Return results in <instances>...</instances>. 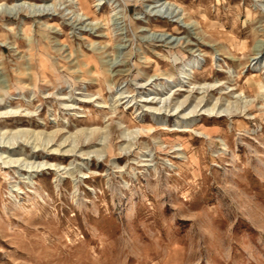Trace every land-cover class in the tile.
<instances>
[{
	"label": "rangeland",
	"instance_id": "rangeland-1",
	"mask_svg": "<svg viewBox=\"0 0 264 264\" xmlns=\"http://www.w3.org/2000/svg\"><path fill=\"white\" fill-rule=\"evenodd\" d=\"M86 1L0 0V264H264V0Z\"/></svg>",
	"mask_w": 264,
	"mask_h": 264
},
{
	"label": "bare ground",
	"instance_id": "bare-ground-1",
	"mask_svg": "<svg viewBox=\"0 0 264 264\" xmlns=\"http://www.w3.org/2000/svg\"><path fill=\"white\" fill-rule=\"evenodd\" d=\"M51 0H40V3L37 5H32L31 6V8L28 6V8L27 9H30V11H31V13L30 14H32V15H34L35 17L36 16H43V15H47L48 13H51L52 11H53V9H51V7H49V2H50ZM161 1H163V0H158V2H161ZM23 3V2H22ZM26 3H28V2H26ZM26 3L24 4H20L21 6L23 5V6H25L26 5ZM78 3H79V5H80V7H81V10L84 12V14L86 15V16H88V17H90V16H92L93 14H92V10H91V8L89 7V5H88V3H87V1L86 0H78ZM20 5H18V6H20ZM28 5H29V3H28ZM0 6H2V5H0ZM54 6V5H53ZM15 7H17L16 5H15ZM15 7L13 8V7H10L9 9H10V12H13L14 10H15ZM24 8V7H23ZM169 10H172L171 11V14L172 15H175L176 13H177V10L176 9H170V8H168ZM8 10V9H7ZM20 10V9H19ZM54 11H57L56 9L54 10ZM8 13V12H7ZM21 13V12H20ZM82 21V20H81ZM92 66V65H91ZM208 90V89H207ZM156 98V97H155ZM188 99H189V96H186L185 97V99L183 100V101H181L180 103H179V105H178V108H181V107H183L187 102H188ZM146 101H150V99H147ZM151 101H154V100H151ZM205 102V96H202L201 98H199V101H197V103H196V105L191 109V111L190 112H188V113H186V114H184L183 116L184 117H188V115H191V114H193V115H195V113H197V112H199V111H201V110H204V112H202V115L203 114H208V115H213V113L215 112L216 114H220V113H222V112H227V111H229V109L228 108H223V106L222 105H219V108L217 109L216 107L218 106V101L216 102V104L212 107V108H206V109H204L205 108V106H206V103H204ZM240 102V101H239ZM150 103V102H149ZM148 105V104H147ZM202 106V107H201ZM201 107V108H200ZM200 108V109H199ZM217 109V110H216ZM150 110V109H149ZM155 110H157L156 108H155ZM159 110H161V109H159ZM216 110V111H215ZM232 112V111H231ZM189 123V122H188ZM18 133V132H17ZM41 134V133H40ZM54 135V134H53ZM47 137V136H46ZM19 138H18V136H14L13 137V140H14V142H12V143H10L9 145H6V144H4L3 145V147L5 148V149H7V150H13V149H15L16 148V146H17V143L19 144V140H18ZM50 140H48L49 142H51V141H53V139L52 138H49ZM3 140V139H2ZM1 140V141H2ZM47 140V139H46ZM70 142V141H69ZM50 144V143H49ZM103 146V145H102ZM75 147V146H74ZM35 149H36V147H35ZM76 149L77 148H73V149H70V150H65L64 152H62L64 155H74V156H78L77 155V151H76ZM22 151V150H21ZM55 151H57V150H55ZM59 151V150H58ZM95 152V151H94ZM94 152H92V151H90V152H87V153H85V155H91L92 153H94ZM98 152V151H97ZM23 153V152H22ZM96 153V152H95ZM32 154V153H31ZM82 155H84V154H82ZM97 155V154H96ZM36 156V155H35ZM73 156V157H74ZM19 161V160H18ZM18 161H12V162H9V163H11V164H13L12 166L14 167V165L15 166H18V165H16L17 163H18ZM41 164V163H40ZM39 167H42V166H39ZM6 168V167H5ZM34 171V170H33Z\"/></svg>",
	"mask_w": 264,
	"mask_h": 264
}]
</instances>
